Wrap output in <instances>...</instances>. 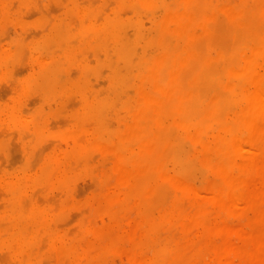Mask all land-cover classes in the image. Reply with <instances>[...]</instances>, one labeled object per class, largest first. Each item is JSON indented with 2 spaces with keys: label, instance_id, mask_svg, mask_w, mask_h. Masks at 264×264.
Here are the masks:
<instances>
[{
  "label": "bare ground",
  "instance_id": "1",
  "mask_svg": "<svg viewBox=\"0 0 264 264\" xmlns=\"http://www.w3.org/2000/svg\"><path fill=\"white\" fill-rule=\"evenodd\" d=\"M43 3L50 4L41 9ZM52 3L61 9L55 17ZM30 9L38 13L35 20L24 17ZM9 23L19 32L4 40ZM24 61L30 72L21 77L15 70ZM100 78L106 88L98 87L104 86ZM0 80L13 88L7 89L10 101L3 92L8 103L2 98L0 103V155L14 157L19 143L22 150L20 164L10 154L7 158L14 161L9 167L19 164L18 169L5 166L0 174V264H106L108 251L117 245L115 228L114 233L98 231L89 209L88 217L95 220L81 219L71 233L64 229L68 210L82 215L89 204L102 201L110 221L116 223L124 212L118 220L124 222L134 217L135 211L123 210L133 200L138 219L123 247L131 242L136 248L131 256L140 264H246L251 259L252 239H247L250 245L245 239L240 243L248 250L244 259L235 245L244 234L237 231L245 230L229 227L225 213L216 218L227 220L225 225L212 222L220 225L222 248H203L208 238L198 240L195 234L210 233L215 218L210 205L229 214L252 206L264 179L259 150L264 142V0H0ZM71 97L79 101L73 121L63 116ZM54 106L68 120L66 127L73 125L52 140L56 146L50 149L54 143L46 141L55 128L50 130L45 110ZM119 110L131 120L119 119ZM6 129L17 138L4 135ZM12 139L19 140L16 147ZM61 139L69 142L64 150ZM96 155L113 163L109 173L117 175L118 187L83 202L78 179L88 175L101 182L95 174L100 170H92ZM210 168L218 174L212 176L216 183L202 190L192 178ZM50 190L61 200L49 196ZM107 235L113 237L110 244ZM256 242L261 253L264 234ZM151 245L148 257L142 251Z\"/></svg>",
  "mask_w": 264,
  "mask_h": 264
},
{
  "label": "rangeland",
  "instance_id": "2",
  "mask_svg": "<svg viewBox=\"0 0 264 264\" xmlns=\"http://www.w3.org/2000/svg\"><path fill=\"white\" fill-rule=\"evenodd\" d=\"M50 4V3H49ZM49 4H47V3H43L41 6H43V7H41L40 6V8L42 9H44V7L45 6H49ZM53 4V5H52ZM51 4V7H49V9L53 12V11H55V14H54V12L53 13H51L52 14V16L53 17H55L56 15H58L59 13H60V11L59 10H61V9H58L60 6L59 5H56V3H52ZM52 6H53V9H51L52 8ZM56 6H58V7H56ZM55 8H57V9H55ZM35 10V9H34ZM41 11V10H40ZM43 11V10H42ZM57 11H59L57 14H56V12ZM30 12V13H29ZM27 11L26 13H27V15H24V17L26 18L27 16H28V18H30V19H32V18H34L35 16H36V13H37V11H33V9H32V11H31V9H30V11ZM32 12V13H31ZM39 12V11H38ZM25 13V14H26ZM30 14V15H29ZM38 14V13H37ZM33 16V17H32ZM14 17H15V15H14ZM37 17V16H36ZM24 18V19H25ZM26 20V19H25ZM33 20H35V18L33 19ZM33 20H28L27 19V21L28 22H32ZM11 26V27H10ZM9 27H10V29H9ZM14 28V29H13ZM17 30H18V32H19V28H17L13 23H9L8 25H6V31H8V33L7 34H5L4 32H3V35H2V38H3V36H5V39L4 40H8V38L9 39H12L14 36H15V33H18L17 32ZM15 31V32H14ZM5 34V35H4ZM10 36V37H8V36ZM13 36V37H12ZM7 37V38H6ZM27 60V59H26ZM25 60V61H26ZM24 61V62H25ZM28 62V61H27ZM22 65H21V64ZM19 63V67L18 66H16V68H17V70H15V71H17L18 72V69H19V72L18 73H20V75H21V77H23V74L22 73H24V75L26 76L29 72H30V67H28V66H30L29 65V63H26V65H24L23 64V62H20ZM21 65V66H20ZM28 65V66H27ZM26 72H27V74H26ZM24 76V77H25ZM101 79V78H100ZM102 79H104L105 80V78L104 77H102ZM102 79L100 80L101 82H103V85L104 86H99L98 84H97V81H99V79L98 80H94L95 82V84H97L98 85V87H107V85L105 86V81L103 80L102 81ZM3 83V85H1ZM5 83V84H4ZM98 83H100V82H98ZM9 84V85H8ZM101 84V83H100ZM6 85H7V87H6ZM11 84L10 83H7L6 84V82H3V81H1L0 80V99L2 98L4 101H6L7 99L10 101V98H11V96L12 95H10V94H8V92H9V90H10V92L12 91V89L13 88H11V87H9ZM5 86V87H4ZM96 86V85H95ZM4 87V88H3ZM11 88V89H10ZM1 89H3V90H1ZM7 89H9V90H7ZM2 91V92H1ZM3 92H5V93H7L6 94V96L4 95L5 93H3ZM5 96V99L3 98V95ZM72 98H73V101L71 102V100H72ZM0 100V103H2L3 102V100ZM74 100H75V102H74ZM78 101V99L77 98H75V97H71L70 98V100H69V102H68V105H70L72 108H74L73 110H72V108H70V106H69V109H67L68 108V106H67V108L65 109L66 111H64L63 110V112H65V114L63 115V114H61V113H59L58 112V109L55 107V110H52L53 109V106H52V111L53 112H51V110H48V112H47V109L45 110V112H46V116H47V120H48V126L50 127V130L52 129V128H55L54 130L52 129L51 130V135H49L47 138H48V140L46 141V143H48V142H50V140H51V142H53L52 140H57V139H55L56 138V136L57 135H60V134H65L66 132L67 133H69L71 130H72V128H68V127H72V125H73V122H71V124L69 123L68 124V127H66L67 125H66V123H67V121L65 120L66 119V117L68 118V119H70L71 121H73L72 119V116H73V114L75 113V111L77 110L76 109V106H75V104L76 103H78L77 102ZM70 102L71 103H73V104H70ZM3 103H8L7 101L6 102H3ZM76 105H78V104H76ZM74 106V107H73ZM50 111V112H49ZM122 114L121 115H119V119H125L126 121H130L131 120V118L130 117H128V116H130L129 114H127L126 113V115H125V113H124V110H119ZM62 112V111H61ZM69 112V113H68ZM64 116L65 117V119L63 120L62 118H61V116ZM62 116V117H63ZM50 117L52 118V119H50ZM60 117V118H59ZM63 117V118H64ZM127 117V118H126ZM58 118V119H57ZM128 118H130V120H128ZM114 119H115V121H114ZM119 119L117 118V117H114L113 119H112V125H113V123H114V125L113 126H117L115 129H117L118 128V121H119ZM52 120V121H51ZM56 120V121H55ZM60 120H61V122H60ZM124 120V121H125ZM1 121H3V120H1ZM54 121V122H53ZM51 122V123H50ZM52 122H53V124H52ZM61 124H60V123ZM63 122V123H62ZM55 123L56 124H59V125H55ZM0 126H1V128H2V125H1V122H0ZM58 127V129L56 128V127ZM63 127V128H67V129H61L60 127ZM0 128V129H1ZM60 128V129H59ZM3 130H4V127H3ZM2 130V131H3ZM0 132H1V130H0ZM3 132H5L4 133V135H13L15 138H17V135L16 134H14V133H9V131L6 129L5 131H3ZM1 135H2V133H0ZM0 135V136H1ZM3 136V135H2ZM1 136V137H2ZM0 137V138H1ZM84 139L86 138V137H83ZM12 141H14V139H12L11 140V142ZM16 142V143H15ZM18 142H19V140L17 139V140H15L14 142H12L11 144H13V143H15V144H13V147H16L15 145H17L18 144ZM60 142H64L63 143V145H61L60 144ZM59 142V144H60V146H59V144H57L59 147H61L63 150L64 149H66L67 148V146H66V144H67V140H62L61 139V141ZM46 143H45V147L47 146L46 145ZM54 144L52 145V147H51V144L52 143H50V149L51 148H53V146H56V143L55 142H53ZM69 143V142H68ZM11 144H10V147H11ZM20 144V143H19ZM18 144V149L17 148H14V150H15V154L13 155L14 157H12V153L11 152H9L8 153V156L7 155H5L4 153L3 154H1L0 155V160L2 159V158H4L3 160H1L0 161V168L2 169V171H0V174H3V172H4V170H6V167L5 166H8L7 167V169L9 168H11V167H9L10 166V164L9 163H11V162H14V161H17L19 164H20V162L18 161L19 159H20V157H19V153L21 152L22 153V150H21V147H20V149H19V145ZM10 147H9V150H10ZM49 147V146H48ZM260 148H259V150H260V154L263 152V154H262V156L264 155V142L262 143V142H260V146H259ZM17 149V150H16ZM46 149H48V148H46ZM49 149V150H50ZM14 150H12V148H11V151H14ZM19 150H21V151H19ZM17 151H19V152H17ZM16 153H18V155H16ZM20 153V156H22V154ZM9 154H10V159H15L14 161L13 160H11V161H9L10 159H7L8 157H9ZM96 153H94L93 155H95ZM99 154V153H98ZM98 156V157H97ZM260 156V155H259ZM92 157H94V156H92ZM19 158V159H18ZM22 158V157H21ZM97 158V159H96ZM17 159V160H16ZM96 159V160H95ZM95 159H93L94 161H95V163H94V161H93V165H92V170H93V172H94V168H95V170H97V168L100 170V171H98L97 170V172L95 173V174H99L100 173V175H98V177H100V180H98L99 182H100V184L98 183V185H97V183L95 182H93L91 179V176H83V177H81V178H79L78 179V181H77V183H76V185L78 186V187H76L77 188V191H78V193H79V195H80V198H81V201L83 200V202L84 201H88V199H90V198H92L94 195H97V194H100L99 196H103V195H105L106 194V192H108L107 190H109L110 188L111 189H113V190H117L116 188L118 187V178H117V175L116 174H111V173H109V172H112V167H113V163L111 162L110 164L108 163L107 164V162H104V159L101 157V156H99V155H96L95 156ZM8 160V161H7ZM6 161H7V163H6ZM97 161V162H96ZM2 162L4 163L3 165H2ZM9 162V163H8ZM110 162V161H109ZM16 163V162H15ZM14 163V164H15ZM6 164V165H5ZM12 164V163H11ZM17 164V163H16ZM15 164V165H16ZM19 164H17L15 167H18L19 166ZM106 164L108 165V166H106ZM112 164V165H111ZM98 165V166H97ZM102 165H104V166H102ZM106 166V167H105ZM15 167H12V169L13 168H15ZM104 168V170H103V168ZM0 169V170H1ZM15 169H18V168H15ZM108 169V170H107ZM208 170V171H207ZM210 170V171H209ZM211 170H212V173H211ZM207 171V172H206ZM208 172H210V174L208 173ZM205 173H207V174H205ZM209 174V175H208ZM114 176V177H111V176ZM214 175V177L216 178L217 176L216 175H218L217 174V172H216V170L214 169V168H210V169H204L203 171H201V172H198L193 178H192V180L196 183H194L195 185H197V187L198 188H200V189H204V190H206L207 191V188L208 187H210V186H212V185H214L215 183H216V180H215V178L213 177V179H212V176ZM207 176H208V178H207ZM111 177V181H112V178H115L116 177V179H113V181H112V183L114 184V185H112V184H110L111 182H110V180H108L109 178ZM203 177H206V179L205 178H203ZM90 178V179H89ZM103 178V179H102ZM89 179V180H88ZM203 179V180H202ZM212 179V180H211ZM217 179V178H216ZM85 182H83V181ZM115 180H116V182H115ZM207 181V182H206ZM260 181V183L258 182V184L257 185H259L258 186V191L259 192H257L258 193V195H257V197L254 199V204L252 205V206H243V208L242 207H240V209L237 211H235L234 213H232V214H229V213H227L225 210H222L219 206H212V205H210L211 207V209H214V210H212L211 211V209H209V212H215L214 213V215H212L213 216V218L214 219H212V221H211V223L212 222H214V221H220V224H221V222H222V224L221 225H225L226 223H224V220H223V217L219 220V219H216V218H219L221 215H225V214H227V219H230V221H228V222H230V223H228L227 222V225L229 224V225H231V226H229V227H232V225H234L235 226V228H237V230L239 229V227L240 228H242L243 230H245L244 232H241V230H238L237 232L239 233V234H243V235H241L242 236V241L240 240V242H238V240L240 239H237V243H236V248L237 249H239L241 252H242V256H243V258L244 259H246V257L243 255L244 253H246L248 250L246 249L247 247L246 246H240V243H241V245L244 243L243 242V240L245 239L246 240V242H245V245H250L249 244V239H252V240H250V243L252 244V247L251 246H249V247H251L249 250L250 251H248V253H249V257H248V253L247 254H245V255H247V257L251 260H244V262H246V264H261V262L260 261H263V263H264V250L263 251H261V253H257V251H256V244H257V240L259 239V238H261L262 236H263V234H264V216L261 218V214H263L264 215V208L262 207V204H264V179H260L259 180ZM105 182V183H104ZM109 183V185L108 184H106V183ZM115 182V183H114ZM199 182H200V186H198V184H199ZM206 182V184H204ZM104 184V185H103ZM100 185V186H99ZM106 185V186H105ZM101 186H103V187H101ZM110 186V187H109ZM99 188V189H98ZM105 188H107V189H105ZM0 189H2L1 187H0ZM84 189V190H83ZM103 189H104V191H103ZM263 189V191H261ZM99 190V191H98ZM55 192H58V191H56V190H50V192H49V196H53V197H55L56 196V198H61L60 196V194H56ZM84 192V193H83ZM94 192V193H93ZM102 192V193H101ZM262 192V193H261ZM0 196L2 195V193H3V191L1 190L0 191ZM56 194V195H55ZM83 194H84V196H83ZM262 194H263V196H262ZM57 195H59L58 197H57ZM78 195V196H79ZM2 197V196H1ZM0 197V198H1ZM42 197V199H46L44 196H41ZM84 197V198H83ZM89 197V198H88ZM260 197V198H259ZM55 198V199H56ZM80 198H78V200L80 201ZM41 199V198H40ZM41 199V200H42ZM258 199V200H257ZM57 200V199H56ZM59 200H61V199H59ZM59 200H57V201H59ZM89 206V208L87 209L86 208V210H84V212H85V214H82V215H80L81 213H78L80 210L79 209H76V208H70L69 210H68V213H67V217H66V219H65V222L66 221H68V219H70L71 220V218H72V221H74V220H79V221H74V222H72V221H70L69 220V225H68V223L66 224V227L64 228L65 230H67V231H69L70 232V230H71V233H72V231L74 230V232H77V230H78V228L77 227H74V226H79V223L81 222V219H83L84 218V220L85 219H87L86 221L89 223H92V221L93 220H95L94 218H95V216H96V219H98V220H95L94 222L97 224V227L96 226H94L98 231H103V232H105V234L107 233V231H112L113 233H114V231H115V233L113 234V236H116V239H117V245H116V247L115 248H112V249H110L109 251H108V253H107V255H106V264H140V262H139V260H137V259H135V257L134 256H131V254L133 255V254H135V249L136 248H134L133 247V245L131 244V242H129L130 244H128L129 246H128V248L126 247V248H124L123 247V244L125 245L126 244V241H127V239L130 237V236H132V233H131V231H132V226H133V224H134V222L136 221V219L135 218H137L138 219V214H137V207H138V203H136L135 204V200H133L132 201V204H130L129 203V207H125L123 210L125 211V212H127L126 210H129V211H135V214H133L134 215V217L133 218H129V219H127V220H125L126 219V215H125V218L123 219V220H125L124 222L123 221H121V222H119L120 220V217H123V215H124V212L123 213H121V214H119V218L117 219V221H116V223L115 222H112V221H110L109 220V218L107 217V216H105L106 214H105V212H104V209H103V207H104V203L101 201L100 203H98L96 206L94 205H92V204H89L88 205ZM87 206V207H88ZM258 206H259V208L261 209V211H260V209L258 208ZM93 207V208H92ZM135 207V208H134ZM208 207H209V205H208ZM214 207V208H213ZM247 208V209H246ZM89 209H91L93 212V215L91 214V212H90V210ZM215 209H217V210H215ZM219 210H222L223 212L222 213H220V211ZM250 210V211H249ZM128 211V212H129ZM217 211H219V213H217L216 214V212ZM257 211H259V212H257ZM88 212V214H86ZM72 213V214H71ZM76 213V214H75ZM78 213V214H77ZM225 213V214H224ZM89 214L90 215H92L91 216V218H89L88 216H89ZM100 214H101V216H100ZM129 214V213H128ZM127 214V215H128ZM258 214V215H257ZM72 215V216H71ZM80 215V216H79ZM155 215L156 216H158L159 215V211L158 210H156L155 211ZM249 215V216H248ZM75 216H77V217H79V218H77V217H75ZM231 216L233 217V218H231ZM238 216H242V218H243V220L245 221H243L242 220V218L241 219H239V218H237ZM75 217V218H74ZM98 217V218H97ZM106 217V218H105ZM128 217V216H127ZM131 217V216H130ZM77 218V219H76ZM105 218V219H104ZM92 221H91V220ZM122 219V218H121ZM260 219V220H259ZM90 220V221H89ZM237 220V221H236ZM99 223H98V222ZM225 221H227V220H225ZM232 221V222H231ZM72 222V224H70ZM129 224H128V223ZM115 223V224H114ZM120 223H121V225L123 226V228H122V226L120 227L119 225H120ZM124 223V224H123ZM210 223V224H211ZM219 223V222H218ZM224 223V224H223ZM239 223H240V225H239ZM243 223V224H242ZM125 224L127 225V227L125 226ZM260 224H261V226H262V224H263V226L261 227L260 226ZM68 225V226H67ZM114 226V227H113ZM211 226V225H210ZM217 226H220V225H216V224H213L212 223V226H211V231H210V233H208V234H205L202 230H199L198 232H196V234H195V237H196V239H198V240H201V239H203V237L204 238H208L207 240H206V243L205 244H203V248L204 247H206V248H209V250H211V248H222L224 245H225V243H226V241H225V238L224 237H222V236H220V235H218L217 234V231H216V227ZM234 226H233V228L232 229H234L235 230V228H234ZM237 226H239V227H237ZM246 226V227H245ZM118 227L120 228V229H118ZM248 227V228H247ZM252 227H254V229L252 228ZM76 228H77V230H76ZM115 228V230L113 231V229ZM255 228H257V230H258V228H259V230L258 231H255L256 229ZM260 228H262L261 230H260ZM214 229V230H213ZM251 229L252 230H254V231H252L254 234H252V232H251ZM119 230H120V232H119ZM197 233H198V235H197ZM201 233V234H200ZM253 236H252V235ZM125 235H127V236H125ZM246 237H245V236ZM216 237V238H218V237H220V238H218V240H216L215 239V241H218V243L219 244H217L214 240H213V237ZM214 237V238H215ZM258 237V238H257ZM112 236L110 235H107V239H109L110 241H109V244L111 243V241H112ZM105 240L107 243H108V240ZM248 239V240H247ZM126 240V241H125ZM121 241H123V243L121 244L120 242ZM125 241V242H124ZM207 242H209V243H207ZM120 245H122V246H120ZM207 245H209V246H207ZM126 246H127V244H126ZM254 246H255V248H254ZM153 246L151 245L150 246V248L152 249L151 251H152V254L150 255L149 253V251H150V248L148 249H144L143 251H142V253L144 254V252H148V257H151L152 255H153V251H154V247L152 248ZM243 251H245V252H243ZM146 252V253H147ZM2 252L0 251V254H1ZM145 253V254H146ZM3 254V253H2ZM0 255L1 257L3 256L4 257V255ZM144 256H146V255H144ZM2 257V258H3ZM109 257V258H108ZM147 257V256H146ZM261 257V258H260ZM247 258V259H248ZM253 258V259H252ZM239 259H240V257H239ZM237 260H238V258H237ZM242 261H243V259H241ZM108 261V262H107ZM236 261V260H235ZM240 261V260H239ZM237 261V262H235V264H241L242 262L240 261ZM1 263L3 262L2 260L0 261ZM209 262V261H208ZM208 262L207 263H204V264H208ZM256 262V263H255ZM257 262H259V263H257ZM183 263H186V262H183ZM92 264H98V262H96V261H94V263H92ZM160 264H164V262H162V263H160ZM166 264V263H165ZM210 264V263H209ZM245 264V263H244Z\"/></svg>",
  "mask_w": 264,
  "mask_h": 264
}]
</instances>
